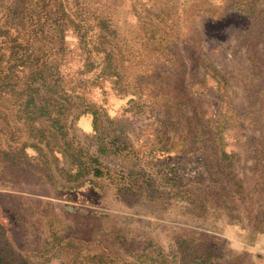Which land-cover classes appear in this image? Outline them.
Returning a JSON list of instances; mask_svg holds the SVG:
<instances>
[{
  "label": "rangeland",
  "instance_id": "374dc122",
  "mask_svg": "<svg viewBox=\"0 0 264 264\" xmlns=\"http://www.w3.org/2000/svg\"><path fill=\"white\" fill-rule=\"evenodd\" d=\"M0 260L264 264V0H0Z\"/></svg>",
  "mask_w": 264,
  "mask_h": 264
},
{
  "label": "trees",
  "instance_id": "16d2710c",
  "mask_svg": "<svg viewBox=\"0 0 264 264\" xmlns=\"http://www.w3.org/2000/svg\"><path fill=\"white\" fill-rule=\"evenodd\" d=\"M90 125H91V129H93L94 127H95V123L94 122H92L91 120H90ZM92 174H93V176L95 175H99V173L98 172H96V171H93L92 172ZM0 264H2V261L0 260Z\"/></svg>",
  "mask_w": 264,
  "mask_h": 264
},
{
  "label": "crops",
  "instance_id": "0c3cea01",
  "mask_svg": "<svg viewBox=\"0 0 264 264\" xmlns=\"http://www.w3.org/2000/svg\"><path fill=\"white\" fill-rule=\"evenodd\" d=\"M88 125H89V122H88Z\"/></svg>",
  "mask_w": 264,
  "mask_h": 264
}]
</instances>
